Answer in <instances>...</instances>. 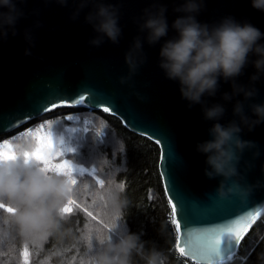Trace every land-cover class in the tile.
Listing matches in <instances>:
<instances>
[{
  "label": "clouds",
  "instance_id": "clouds-1",
  "mask_svg": "<svg viewBox=\"0 0 264 264\" xmlns=\"http://www.w3.org/2000/svg\"><path fill=\"white\" fill-rule=\"evenodd\" d=\"M55 2L67 6L68 0ZM89 3L93 5V11L87 15L86 23L96 33L89 40V46L99 48L106 39L118 46L122 37L118 6L105 4L103 0H80L79 8L70 19L77 20L80 11ZM252 6L264 11V0H252ZM203 7V0H185L183 6L176 9L186 15L173 23L178 35L162 44L158 67L167 80L178 83L181 99L187 102L189 110L200 105L204 120L214 122L208 129L210 138L197 142L195 150L206 158L204 176L208 180L221 178L216 189L218 197L227 199L236 195L247 200L255 188L264 187V181L257 180L255 185L246 181V174L255 167L254 161L259 159L261 151L257 142L242 139L244 129L251 133L264 124V103L248 104L251 115L246 113V102L259 94L254 85L264 76V44L258 43L264 39V34L251 23L241 24L233 17H226L211 26L201 24L197 22L196 14ZM0 8L8 9L7 13L0 12V40H6L5 25L13 29L15 36L14 26L23 12L16 8L14 0H0ZM166 11V7L153 4L144 9L143 16L137 20L139 32L147 35L136 36L125 53L128 74L119 78L121 85L135 88L133 78L148 59L144 51L145 40L149 46H155L168 35ZM41 26L37 24V27ZM25 39L30 47L35 46L30 33H25ZM250 54L257 59L250 60ZM25 55L32 53L26 49ZM250 63L256 69L250 84H238L237 78ZM221 78L232 85V92H225L223 101L244 96V101L236 100L233 108V116L238 119H232L226 125L219 122L226 114L224 104L208 106L204 99L217 96ZM133 94L141 100L147 99L139 92ZM59 124L58 120H49L35 130L4 141L12 145L15 158L0 157V257H7L2 264H30L32 252L45 253L39 264H133L134 255H140L145 264H165L162 253L154 249L145 252L138 235L120 234L121 222L125 221L124 210L128 206L123 197V183L113 177L86 180V169L71 160V172L59 173L46 171L41 162L30 158L38 147L37 133L46 135L63 149L65 155L68 149L64 147V138L55 133ZM98 127L106 128L107 122L100 118ZM246 151L252 153L251 160H244ZM106 162L102 161L94 171H103ZM70 205L77 209L84 207L87 212L88 218L77 230L78 234L65 226L68 222L65 209ZM97 216L99 222H96ZM117 235L119 238L115 239ZM50 239H54L56 245L45 252ZM73 248L77 249V255L66 256Z\"/></svg>",
  "mask_w": 264,
  "mask_h": 264
},
{
  "label": "water",
  "instance_id": "water-1",
  "mask_svg": "<svg viewBox=\"0 0 264 264\" xmlns=\"http://www.w3.org/2000/svg\"><path fill=\"white\" fill-rule=\"evenodd\" d=\"M103 2L120 8L122 37L118 46L107 39L99 48L89 46V40L96 36L93 27L86 23L87 15L93 11L91 3L80 11L77 20L72 21L70 17L79 8L80 0H68L67 6H61L55 0H14L23 16L17 19L14 26L17 34L13 36V29L5 25L7 39L0 40V136L14 132L56 109L84 107L91 111H103L104 107H108L106 113L119 119L130 132L154 143V138L160 139L161 143H156L161 154L159 171L171 208L179 203L177 220L180 218V207L182 213L185 212L198 226L226 221V218L243 214L242 209L255 210L259 207L261 216L250 226L245 239L264 217V187L255 188L247 200H241L236 195L227 199L218 197L216 189L221 178L208 180L204 176L206 158L195 150L197 142L210 138L208 129L214 122L204 120L200 105L189 110L187 102L181 99L178 83L167 80L158 67L162 44L178 35L172 25L176 19L186 15L176 11L185 0ZM203 3L204 7L196 14L197 22L211 26L226 17H233L241 24L251 23L264 34V11L253 8L252 0H203ZM153 4L166 7L169 31L155 46H149L145 40L144 51L148 59L133 78V89L121 85L119 78L128 74L125 53L134 38L147 35L139 32L137 20L143 16L144 9L151 8ZM0 12L7 13L8 9L0 8ZM38 23L42 26L37 27ZM26 32L33 37L34 47L26 41ZM258 43L264 44V39ZM26 49L31 51V56L25 55ZM249 59L254 61L257 57L250 54ZM255 73L256 69L250 63L243 70V75L237 78V83L248 86L250 77ZM254 86L259 94L246 102L248 115H251L248 104L264 103V76ZM134 92L147 99H139ZM225 92L231 93L232 85L221 78L217 96H206L204 99L208 106L224 104L226 114L219 122L226 125L232 119H238L233 116V108L236 100L244 101V96L241 94L225 102L222 99ZM81 95L87 97L84 105H65L66 99L74 100ZM46 108L49 110L44 111ZM242 139L257 142L261 151L259 159L254 161L255 167L246 174L247 183L255 185L257 180L264 181V124L251 133L244 129ZM162 146L166 147L162 150ZM251 158L252 153L246 151L244 160ZM241 172H244L243 164ZM237 253L238 250L231 261L225 260L223 264L232 263ZM182 256L195 264H221L218 260L198 262L190 254Z\"/></svg>",
  "mask_w": 264,
  "mask_h": 264
},
{
  "label": "trees",
  "instance_id": "trees-1",
  "mask_svg": "<svg viewBox=\"0 0 264 264\" xmlns=\"http://www.w3.org/2000/svg\"><path fill=\"white\" fill-rule=\"evenodd\" d=\"M76 118L83 122L77 124L75 129L73 121ZM100 118L107 122L104 129L98 127ZM49 120L60 122L55 128L56 135L62 136L67 149L72 150L59 157L57 162L63 159L74 161L76 165L86 169L84 179L89 181L93 177L105 180L113 177L118 183L124 184L123 197L127 199L128 206L124 210L125 221L121 222L120 234L138 235L145 252L154 249L162 253L165 264H195L184 258L176 248L177 233L172 223V208L159 171L161 154L156 143L130 132L116 117L104 111H91L84 107L56 109L14 132L0 136V143L28 130L37 129ZM104 160L107 162L103 171H94ZM88 199L90 202L91 198ZM67 215L68 222L65 226L78 234L77 230L88 218L87 212L84 207L77 209L73 206L72 213ZM99 221L100 217L97 216L96 222ZM114 238L118 239L119 236ZM55 245L56 241L50 239L45 245V252L53 249ZM44 254L32 252L29 257L30 264H39ZM76 255V248L66 253L68 257ZM5 259L6 256L0 257V264ZM133 264H145V260L140 255H134ZM230 264H264V217L243 240Z\"/></svg>",
  "mask_w": 264,
  "mask_h": 264
},
{
  "label": "snow or ice",
  "instance_id": "snow-or-ice-1",
  "mask_svg": "<svg viewBox=\"0 0 264 264\" xmlns=\"http://www.w3.org/2000/svg\"><path fill=\"white\" fill-rule=\"evenodd\" d=\"M86 96L81 95L74 100L66 99L65 105L68 107L84 105ZM49 109H44L48 111ZM104 112H108L109 108L104 107ZM71 116H69L70 118ZM152 138L151 135L141 132ZM38 147L36 151L31 154L30 158H34L45 166L46 171H56L59 173H70L71 164L68 159H63L59 162L58 158L64 156V151L56 146L53 141L47 138L46 135L37 133ZM155 142L160 144L158 138H154ZM166 146H162L163 148ZM68 151H72L68 149ZM0 157L5 159L15 158V153L12 145L0 143ZM171 183V180H170ZM173 191V188L171 189ZM175 199V196H172ZM171 202V201H170ZM177 204L172 206V223L175 225L177 233V240L180 241L176 244V248L181 255H191L194 260L208 261L218 260L223 264V261H231L233 255L237 252L240 244L250 226L261 216V209L256 207L255 210L242 209L241 215H234L233 217L226 218V221H217L209 226H198L194 224L193 220L181 211L180 218L177 220ZM8 211H12L8 209ZM73 211V206L70 205L65 209L66 214ZM181 224L183 225V233L181 235Z\"/></svg>",
  "mask_w": 264,
  "mask_h": 264
},
{
  "label": "rangeland",
  "instance_id": "rangeland-1",
  "mask_svg": "<svg viewBox=\"0 0 264 264\" xmlns=\"http://www.w3.org/2000/svg\"><path fill=\"white\" fill-rule=\"evenodd\" d=\"M83 121L82 120H80L79 118H76L74 121H73V123H74V126H75V129L77 128V124H81ZM35 130V129H34ZM45 131H47V129L45 128ZM56 133V132H55ZM19 135H21V134H18L17 136H19ZM16 136V137H17ZM4 142V141H3ZM3 142H1V143H3ZM64 147L65 148H67L65 145H64Z\"/></svg>",
  "mask_w": 264,
  "mask_h": 264
}]
</instances>
